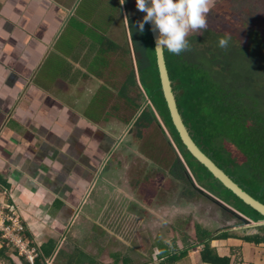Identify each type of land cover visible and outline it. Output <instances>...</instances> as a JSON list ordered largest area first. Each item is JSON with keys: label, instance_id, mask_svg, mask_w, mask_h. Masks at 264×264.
Listing matches in <instances>:
<instances>
[{"label": "crops", "instance_id": "0c3cea01", "mask_svg": "<svg viewBox=\"0 0 264 264\" xmlns=\"http://www.w3.org/2000/svg\"><path fill=\"white\" fill-rule=\"evenodd\" d=\"M79 1L0 0V185L37 246L54 242L47 262L109 264L110 257L104 259V247L100 256L90 235L94 236V226L102 227L97 213L111 210L105 205L98 209L107 201L98 200L94 194L98 195L95 173L107 157L105 138L112 136L102 132L97 119L85 113L84 99L90 97V82L105 69L104 56L117 46L104 34L111 15L103 28L95 22L99 39L94 48L93 38H81L71 20L87 27L90 23L81 18ZM110 2L126 22L122 0ZM125 28L128 32L127 24ZM80 40L90 44L92 51L81 47L85 51L81 55ZM98 56L102 64L90 68L91 59ZM75 80L78 84L73 86ZM76 88L85 90L84 97L75 96L79 93ZM86 216L89 220H84ZM235 227L227 231L239 233L240 227ZM195 245L179 250L183 254L177 264H205L200 259L201 248ZM211 246L232 264H264V244L230 238L212 241ZM140 248L136 258L144 261L147 252ZM152 250V259L146 264L157 262L158 248ZM12 260L21 264L15 257Z\"/></svg>", "mask_w": 264, "mask_h": 264}, {"label": "rangeland", "instance_id": "374dc122", "mask_svg": "<svg viewBox=\"0 0 264 264\" xmlns=\"http://www.w3.org/2000/svg\"><path fill=\"white\" fill-rule=\"evenodd\" d=\"M110 1L112 0H103L102 2L99 0H80L79 10L82 13L80 14L81 18L83 20L86 18L85 20L90 24L87 27L85 23H81V21L73 20L72 22L71 20V23L77 25L82 39L87 38L88 40L89 38L91 40L93 38L92 47L94 48L95 43L99 39L96 33V24H102L101 27L103 28L104 22L108 21L106 17L111 15L108 21V28L106 27L107 31H105L104 34L107 38L113 40L114 44L117 46L115 51L104 56L106 61V65L104 66L105 69L98 73L96 81L90 82L91 94L89 98L84 99L86 101L85 108L82 104L85 109L84 111L97 119V126L102 132H107L108 135L113 136L117 140H123V136H126L128 140L131 139L133 150H140L141 152L145 150L148 152L151 151L150 154L153 156L152 160L155 163L154 167L159 165L154 158L158 160L157 157L160 153H165V155H167L169 163L173 162L174 155L166 153L165 140H163L161 133L163 127L159 118L156 117V123L153 121L145 128L140 127L141 129H136L132 124L137 120V117L146 106H149V101L145 98L141 99L139 94H142V92L139 87L134 88L126 84L130 71H133L136 75L134 66L135 60L134 56L131 59L129 46L125 39L127 38L125 35V24H127V19L125 22L123 14L121 13L122 16H120L118 9L116 7L114 8L112 5L113 2ZM104 2H106L107 5H102ZM133 3L136 4L135 0H133ZM112 10L113 13H111ZM91 16L93 17L91 18ZM87 19H91V21ZM207 23L208 27L206 30L190 32L187 39L192 35L198 37L204 36L206 42L210 43L212 40L214 44L218 45V40L227 36L230 37L227 47L224 49L219 46L216 47L219 52H228V58L232 59L233 57L230 54H238L243 49L248 50L246 54L247 57L249 56L248 58H252V56L255 57L257 54L264 58V0H214V6L207 14ZM86 43V41L82 42V40H80L79 49L81 50V47H83L91 52L90 44ZM84 52L85 51L81 50V55H83ZM196 56L199 57L195 58L196 61L208 65L207 58L204 57L202 53L199 54L198 52ZM91 62L90 68L99 67L102 64V59L98 56L92 58ZM255 67L257 71L263 70L260 64L255 65ZM73 84V86H76L78 81L75 80ZM123 87H126L124 88V96L129 100L128 103H126L124 98H121L119 94ZM75 92H79L75 95L79 98L84 97L86 94L85 90L80 91L77 88ZM83 108L80 107V109ZM123 131L125 133L128 131V133L126 135L125 133L122 134ZM226 147L233 155H238L237 152L233 150V147L230 145H226ZM118 151H120V149H118ZM125 151L129 153L127 149ZM115 158L116 163L121 165L124 162L126 164H124V167L126 166L129 169L140 166L139 169L144 170L147 166V160L145 158L137 159L135 156L131 157L130 155H124V152L122 155L117 153ZM191 164L194 167L195 164H193V162H191ZM101 168L103 169L105 166ZM189 171L190 175L193 176L190 169ZM100 173L101 169L99 168L98 173H95L96 178L98 177L95 184V190L98 192V195H96L97 193L94 195L98 200H106L107 203H101V207L98 206L97 208L101 210L105 205V207L108 206L112 212L113 205L111 206L110 200H112L113 196H117L118 199L122 201V206H118L119 211L117 210L118 212L113 216L114 218L111 217V212L108 210L100 214L97 213L99 217L97 221L98 223L102 221V223H99L102 225V229L98 226H94L92 233L97 240H94V238H92L94 236L90 235L91 243L97 242L100 256L102 255L100 251L104 247V259L109 260V256V264L113 261V258L117 257V260L122 262V259L126 256L129 257L130 260L132 259L134 264H137L138 261L146 264L149 259H152V249H154L155 245H157L160 240H162L161 242L163 244L164 241H172L177 251L186 249L190 245L192 246L195 244V227L197 225L212 232L236 226L235 228H243L237 229L239 234L242 235L258 233L254 228L248 229L246 226L244 228L243 222L232 218L230 214H222L219 208L213 203L195 195L190 197L187 190L182 188L183 184L173 179L170 196L166 193L165 198H159L160 194L157 191L155 192V190L162 185L161 182H163L164 185L168 184L166 176L162 174V171H157V173H155L157 176H153L148 180H141L142 183L140 186L142 187L138 189L135 188L140 195L139 199L148 205L144 213L138 210L140 207L138 205L140 204V200L138 201V199L134 198L135 202H139L137 204L138 208H135L136 206L132 207L134 202L127 201L125 194H122V192H124L123 188L125 185H128L127 182L125 183L126 177L124 175V177L122 176L123 171H118V175L120 173L118 176L119 182L118 180H116L117 182L108 181L106 178H108L109 174L104 172L102 174L103 177H101ZM124 173L126 172L124 171ZM131 176H134L131 180V184H134L138 177L134 174H131ZM163 176L165 180L162 178ZM196 184L199 186L197 182ZM107 185L110 188H108ZM162 192L161 186L160 193ZM136 196L138 195L136 194ZM216 196L224 201L226 200L222 193L216 194ZM151 202L153 203L150 204ZM227 202L233 204L230 199H227ZM233 206L235 208L237 207V209L239 208L238 210L243 214L248 215V208L235 204H233ZM104 215H107V217L104 218ZM83 218L87 220L88 216ZM83 223L85 224L88 222L85 221L81 224ZM105 230H108L109 233L114 232V236L111 237ZM115 230L117 231L115 232ZM139 237L144 239H138ZM99 240H102L103 243L99 242ZM140 247L144 248L145 252H147L144 256V261L137 260L136 258L137 249H141ZM194 248L200 249L202 246L196 244Z\"/></svg>", "mask_w": 264, "mask_h": 264}, {"label": "trees", "instance_id": "16d2710c", "mask_svg": "<svg viewBox=\"0 0 264 264\" xmlns=\"http://www.w3.org/2000/svg\"><path fill=\"white\" fill-rule=\"evenodd\" d=\"M124 10L136 72L135 75L130 71L126 84L139 87L141 99H147L158 113L200 187L215 196L222 193L226 199L223 201L241 214L243 213L233 204L248 208V215H243L253 222L264 221L262 216L244 205L215 180L182 145L162 97L148 25H144L143 32L138 29V22L142 21L144 13L136 8L133 0H124ZM188 41L190 50L180 55L163 49L168 78L182 122L197 147L244 192L264 204V58L258 54L248 58V50L243 49L238 54H230L233 57L230 59L227 57L228 52H219L216 47L218 45L212 40L210 43L206 42L204 36L192 35ZM198 52L207 58L208 65L196 61L195 58H199L196 56ZM257 64H260L262 71H257ZM124 88L126 87L119 94L128 103ZM153 120L154 114L146 106L136 124L145 128ZM226 145L233 147L238 155L228 151ZM190 161L195 164L194 167ZM172 174L189 185L190 180L185 179L184 169L177 159H173ZM2 189L4 188L0 185V192ZM188 193L192 197L197 191L188 189ZM227 199L233 204H229ZM227 212L231 214L230 211ZM227 230L212 232L198 225L195 227L194 241L202 246L199 252L202 263L232 264L229 258L217 254L216 249L211 246L212 241L233 238L255 245L264 244V227L254 228L258 233L249 235ZM23 238L37 246L26 229ZM37 247L39 255L34 264H47V259L55 249L54 242L48 240ZM155 247L158 248V254L154 264H177L183 254H179L172 241L168 244L159 242ZM7 250L9 254H5ZM12 257L17 258L21 264H29L13 247L0 240V264H14ZM112 260L114 264L118 263L117 257ZM127 261L129 260L126 258L122 259V264H128Z\"/></svg>", "mask_w": 264, "mask_h": 264}, {"label": "flooded vegetation", "instance_id": "af4514ba", "mask_svg": "<svg viewBox=\"0 0 264 264\" xmlns=\"http://www.w3.org/2000/svg\"><path fill=\"white\" fill-rule=\"evenodd\" d=\"M149 107H150V109H151V111H152V113L154 114V117H155V120H153V121L156 123L157 122L156 117H157V118H159V120H160V122L162 124L163 129L161 130V133H162V136H163V140H165L164 141L165 146H166L165 148L167 149V152L166 151H164V152L168 153L169 155L170 154L171 155L173 154L174 155V159H177V161L182 165V167L184 169L185 179H189L190 180L189 185H188V183L181 182L179 179H176L174 177V175L172 174V163L173 162H170L169 163V160L167 158V155H165V153H160V155L158 154V157H157L158 160L154 158V160H156L157 163L160 165V166L157 165L156 167H154L155 166V163L152 160L153 156L150 154L151 151L148 152V151L145 150V151H142L141 152L140 150H133V147H132L133 143L131 142V139L128 140V138H126V136H123V140L122 139L121 140H117L113 136H112V138H110V137L105 138L106 139V142H107V144L105 145V147H107L108 150L106 151V154H105L107 156L106 157L105 164H104L105 168H103V169L101 168V173H100L101 175L100 176L103 177L102 174L104 172H106V174H109L108 175V178L105 177L108 181L117 182L116 180H118V182H119L118 176L120 175V173L118 175V171L119 170L123 171L122 176L124 175L126 177L125 183L127 182L128 185H125V187L123 188V191L124 192H122V194L123 193L125 194V196L127 197V201L134 202V204L132 205V207H135L136 206L135 208H138L137 207V204L140 202V204H138L140 206L138 208V210H140L141 212L144 213L145 210H146V206H148V205L145 204L142 200L139 199L140 195L137 193L138 190H135V188L138 189V188L142 187V186H140L141 183H142L141 180L142 181L148 180V179L152 178L153 176H157V175H155V173H157V171H162V174L164 176H166V179H167L168 184L167 185H164L163 182H161V184H162L161 185L162 186V191H163L162 193H160L161 186L159 188H157V190H155V192L156 191L159 192V194H160V197L159 198H161V197H164L165 198L166 193L169 194V196H170V194L172 192V179H173V180H175V181H177L179 183H182L183 184V187L182 188L183 189L185 188L187 190V192H188V189H195V187H198V188L202 189L203 190V193H199L195 189L197 191V194L195 196L201 197V198H203V199H205V200L213 203L217 208H219V211H221L222 214L223 213H226L227 211H230L232 215L229 212H227V213L230 214V216L232 218L241 221L236 216V214H235V213H239V212L234 211L235 209H233L232 207H230L222 199L216 197L214 194H212L208 190H206V189H204V188H202V187H200V186H198L196 184V181L193 178V176L190 175V173H189L190 172L189 171V167L187 166L186 162L182 158L181 154L178 152V154L180 156V159H181V160H179V158H177L176 154L173 152L172 145L175 148H176V146H175V144H174V142L172 140V137H171L170 133L168 132V130L164 126L163 122L161 121L158 113H156V111L151 106H149ZM153 121H151V122H153ZM136 123H137L136 121L134 123H132L133 126L136 129H141L142 127L140 128L139 125L136 124ZM149 124H147V125H149ZM147 125H146V127H147ZM124 133L125 132L123 131L122 134H124ZM127 133H128V131H126L125 135ZM138 138H139V136H138ZM118 149H120V151H118ZM126 149L129 151V153L127 151H125ZM123 152H124V155H130L131 157L132 156H135V158H137V159H144L145 158L147 160L146 161V165L147 166L145 167V169L144 168H143L144 170L139 169L140 166H136V167H134V169H131V168L129 169L126 166L124 167V164H125L124 162L121 165H119V163H116L115 162V159H116L115 157H116L117 153H119V155H122ZM100 160L98 159V161H97L98 164H99ZM97 166H99V165H97ZM127 169H128V172H127ZM124 171L126 173H124ZM131 174L137 175V177H138L136 179V181L134 182V184H131V180L134 177V176H131ZM164 176L162 177L163 179H164ZM107 180H105V181H107ZM107 187L110 188L108 185H107ZM143 189H145V188H143ZM139 193H141V192H139ZM136 194L138 196H136ZM134 198H136V199H138V201L139 200L140 201L139 202H135ZM110 202H111V206L113 205L112 206L113 209H112V212H111V217L114 218L113 216H115L117 214V212L119 211V207L122 206V201L120 199H118L117 196H113V198H112V200H110ZM153 202H154V200H153ZM153 202H151L150 204H152ZM231 210H233L234 213ZM241 222H243V221H241ZM243 225H244V228H245V223L244 222H243ZM237 226H239V225H237ZM140 239L142 240L144 238H140Z\"/></svg>", "mask_w": 264, "mask_h": 264}, {"label": "clouds", "instance_id": "9594fccd", "mask_svg": "<svg viewBox=\"0 0 264 264\" xmlns=\"http://www.w3.org/2000/svg\"><path fill=\"white\" fill-rule=\"evenodd\" d=\"M135 2L136 8L145 13L142 21L138 22L139 31L143 32L145 24H151L152 30L158 32L155 48L160 50L166 48L175 55L190 50L191 46L187 39L190 32L207 29V14L214 6V0H135ZM123 3L124 0L121 4ZM229 39L227 36L220 38L218 46L226 48Z\"/></svg>", "mask_w": 264, "mask_h": 264}, {"label": "water", "instance_id": "95a60500", "mask_svg": "<svg viewBox=\"0 0 264 264\" xmlns=\"http://www.w3.org/2000/svg\"><path fill=\"white\" fill-rule=\"evenodd\" d=\"M145 15V13H144ZM152 40L154 58L156 69L158 73L160 88L162 92V97L166 105L167 112L170 116L171 123L186 151L193 157L200 165H202L211 176L217 180L225 189L230 191L236 198H238L244 205H247L252 210L256 211L260 216L264 218V204L260 203L256 199L252 198L246 192H244L236 183H234L220 168H218L215 163L210 160L194 143L190 137L185 125L182 122L180 114L178 112L176 101L172 93L171 84L168 78V73L166 70L164 52L159 48H155V40L158 36V32L152 30V25L147 24ZM127 45L129 46V54L131 59L133 58L131 43L129 40L128 32L126 30ZM140 89V88H139ZM173 152L176 154L177 158L180 159L177 149L172 145ZM199 193H203V190L195 187ZM233 213L234 211L231 210ZM236 216L245 223L247 228H257L264 227V221L252 222L250 219L245 217L241 213H235Z\"/></svg>", "mask_w": 264, "mask_h": 264}, {"label": "built area", "instance_id": "2783aa9c", "mask_svg": "<svg viewBox=\"0 0 264 264\" xmlns=\"http://www.w3.org/2000/svg\"><path fill=\"white\" fill-rule=\"evenodd\" d=\"M25 229L15 207L9 202L6 191L2 189L0 192V240L13 247L27 263L34 264L35 258L39 255L38 247L32 245L27 238H23Z\"/></svg>", "mask_w": 264, "mask_h": 264}]
</instances>
